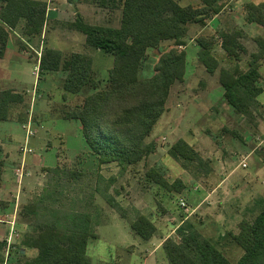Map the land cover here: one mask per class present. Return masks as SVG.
Returning a JSON list of instances; mask_svg holds the SVG:
<instances>
[{
	"label": "rangeland",
	"instance_id": "374dc122",
	"mask_svg": "<svg viewBox=\"0 0 264 264\" xmlns=\"http://www.w3.org/2000/svg\"><path fill=\"white\" fill-rule=\"evenodd\" d=\"M177 1L201 7L196 5L198 0ZM252 1L259 0H220L223 11L205 27L188 26L185 46L179 48L187 53L186 75L171 88L166 110L146 140L155 150L124 173L116 164L100 166L88 151L80 125L62 119L65 108L70 110L80 99L71 96L63 101L64 72L41 74L38 67L46 48L65 57L81 53L91 58L98 77L107 79L114 58L86 47L85 36L68 24L80 16L93 25L117 28L121 11L100 8L94 0H48L41 36H26L25 23L19 24L11 34L6 56L0 59V92L12 89L24 96V104L14 107L10 120L0 122L1 237L13 247L4 253V264H9L10 256L20 257V236L33 230L27 229V221L19 213L58 183V176L52 179L48 172L56 166L84 173L80 181L71 183L59 176L61 195L56 197L63 208L91 211L99 222L95 227L98 239L89 244L92 264H169L163 248L158 247L168 238L179 240L177 231L185 223L218 243L230 261L243 256L241 248L221 237L228 231L238 234L240 222L253 221L264 207V92L254 118L240 117L223 99L220 74L221 69L247 71L258 41L264 39V28L248 26L245 20L246 4ZM235 31L242 33L240 41L246 48L240 61L229 58L222 49L220 34ZM200 38L206 42L214 38L212 53L219 64L214 74L199 62ZM173 47L174 42L168 41L150 51L141 75L153 77L160 56ZM260 72L264 90V60ZM179 139L190 143L206 165L194 163L186 169L172 159L169 150ZM150 170L160 172L161 177H149ZM110 179L115 181L106 190ZM108 199L119 202L125 218ZM139 215L157 229L149 241L131 230ZM13 221L17 230L9 232L8 222ZM224 246L237 249L226 251ZM34 253L30 250L27 256Z\"/></svg>",
	"mask_w": 264,
	"mask_h": 264
},
{
	"label": "trees",
	"instance_id": "16d2710c",
	"mask_svg": "<svg viewBox=\"0 0 264 264\" xmlns=\"http://www.w3.org/2000/svg\"><path fill=\"white\" fill-rule=\"evenodd\" d=\"M94 1L100 8L121 11L119 27L93 25L80 16L68 27L85 36L86 47L114 58L109 77L99 78L91 58L85 54L73 53L65 57L62 52L49 48L42 52L39 70L41 74L64 72L63 101H68L71 96L80 99L70 110L65 108L62 119L80 125L88 151L97 157L100 166L116 164L124 173L155 150V145L146 140L166 110L171 88L182 82L186 75L187 53L179 48L185 46L188 26L205 27L208 20L219 15L224 7L220 0H201L199 8L183 6L177 0ZM245 8L246 22L264 28V1L259 4L249 2ZM47 11V2L39 0H0V59L5 56L12 32L22 21L26 36L43 34ZM220 37L226 55L240 61L246 52L240 41L242 33L222 32ZM213 40L198 39L199 62L210 74H214L219 66L212 53ZM168 41H173L174 47L160 56L154 76L141 75L149 52ZM262 60L264 39L258 41V51L251 55L247 71L221 69L223 99L236 115L246 119H253L261 104L259 98L264 92L260 72ZM21 104H24L22 94L12 89L1 91L0 122L9 121L14 107ZM235 137H239L238 134ZM240 140L244 141L241 137ZM169 156L186 169L194 163H207L184 139L172 145ZM49 171L53 174L52 179L58 176L59 181L52 189L46 188L38 200L22 207L19 216L27 221L33 232L24 236L20 257L10 256L9 264H92L89 244L98 239L95 227L99 222L93 219L91 211L63 208L61 199L56 197L61 195L58 190L60 177L71 183L80 181L84 173L65 170L61 166ZM149 174L154 179L161 177L156 170H150ZM114 181L110 179L106 190ZM107 201L125 218L119 202ZM55 204H60V208H54ZM130 227L134 235L144 241L151 240L157 231L144 215H139ZM239 229L238 234L226 232L221 237L243 250L237 263H232L218 243L204 237L191 223L178 229L179 240L168 238L162 248L169 264H264V207L253 221H241ZM5 249V242L0 241V264L5 262ZM28 250L35 255L29 258Z\"/></svg>",
	"mask_w": 264,
	"mask_h": 264
},
{
	"label": "crops",
	"instance_id": "0c3cea01",
	"mask_svg": "<svg viewBox=\"0 0 264 264\" xmlns=\"http://www.w3.org/2000/svg\"><path fill=\"white\" fill-rule=\"evenodd\" d=\"M39 1H43V2H47L48 3V0H39ZM54 3H55V1H57V0H52ZM262 1H264V0H259L258 2H256V1H252V2H254V3H256V4H259V3H261ZM66 3V2H65ZM67 4V6H68V3H66ZM196 5H200L201 6V2L198 0V4H196ZM198 7V6H197ZM248 25V24H247ZM248 26H256L255 24H249ZM7 51V50H6ZM5 56H6V54H5ZM38 67H39V64H38ZM80 129H81V127H80ZM190 144V143H189ZM192 146V145H191ZM264 201V200H263ZM2 224V223H1ZM8 225H9V227H8V231L10 232V231H15V230H17V228H16V224H15V222L13 221V222H8ZM227 227V226H226ZM28 228H30V227H28L27 226V229ZM8 232V233H9ZM228 232H232V231H228ZM7 233V234H8ZM233 234H236V232H232ZM1 234H2V229L0 230V241H2V237H1ZM9 235H11V236H9L10 237V239L12 238L13 239V234L11 233V234H9ZM26 235V231L24 232V233H22V235L20 236V239H21V242H22V240H23V238H24V236ZM8 236V235H7ZM2 242H5V244H6V249H5V252L4 253H6V251H7V253H8V250L7 249H11V248H13V247H11V245L10 244H8L7 243V241H2ZM21 244V243H20ZM163 244V243H162ZM163 245H161V246H159L158 247V249H160V247H162ZM21 247V246H20ZM224 247H226V251H228L229 249H231L230 251H235L237 248H229V246L227 247V246H224ZM221 250H222V248H221ZM28 251H30V250H28ZM27 251V252H28ZM223 251V250H222ZM165 253V252H164ZM227 256V255H226ZM5 261H6V258H5ZM232 262V261H231ZM238 262V261H237ZM237 262H232V263H237Z\"/></svg>",
	"mask_w": 264,
	"mask_h": 264
}]
</instances>
